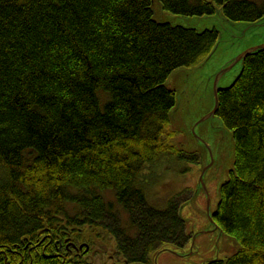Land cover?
I'll return each instance as SVG.
<instances>
[{"label":"trees","instance_id":"obj_1","mask_svg":"<svg viewBox=\"0 0 264 264\" xmlns=\"http://www.w3.org/2000/svg\"><path fill=\"white\" fill-rule=\"evenodd\" d=\"M156 3L264 17V0H0V264H87L71 247L86 229L126 263L190 240L188 189L156 208L146 187L160 166L199 160L175 141L166 80L209 58L220 32L159 20ZM218 97L235 157L212 222L240 247L205 264H264V49Z\"/></svg>","mask_w":264,"mask_h":264},{"label":"rangeland","instance_id":"obj_2","mask_svg":"<svg viewBox=\"0 0 264 264\" xmlns=\"http://www.w3.org/2000/svg\"><path fill=\"white\" fill-rule=\"evenodd\" d=\"M158 4L155 17L159 20L199 29L216 27L220 32L209 58L189 67L175 69L166 80V86L177 92L171 125L178 131L175 141L188 153L198 154L199 160L160 166L146 187L148 201L156 208H166L171 198L188 189L187 194H183L184 199L188 200L183 203L181 214L191 238L184 246L165 244L152 254L153 264H205L213 259L228 258L239 249L240 244L236 237L221 230L210 219L219 202V186L228 178L234 163L232 131L217 115L201 119L214 107L217 77L218 86L229 85L239 73L241 63L224 70L245 49L264 43V19L256 24L232 22L226 19L221 10L211 16H184L164 10ZM207 166L203 175L206 191L200 184V176ZM108 196L113 199L111 193ZM121 215L125 219L127 212L122 210ZM124 222L127 226V221ZM97 233L100 234L97 230H83L85 240L80 239L78 243H86V254L84 251L81 254L87 264H142L126 263L117 254L115 241L105 232H101V236ZM87 245L90 248L88 252Z\"/></svg>","mask_w":264,"mask_h":264},{"label":"water","instance_id":"obj_3","mask_svg":"<svg viewBox=\"0 0 264 264\" xmlns=\"http://www.w3.org/2000/svg\"><path fill=\"white\" fill-rule=\"evenodd\" d=\"M263 19H264V17H263L261 20H259V21H257V22L250 23V24H256V23H259V22L262 21ZM262 49H264V43H261V44H259V45L252 46V47H249V48L245 49L241 54H239V56H238L237 58H235V59L232 61V64H231L228 68H226L224 71L230 69L231 67H233V66H234L235 64H237L238 62H240V63H241L240 65L242 66L243 61L245 60V58H246L250 53H252V52H254V51H257V50H262ZM240 69H241V67H240ZM222 88H223V87L218 86V77H217V79H216V81H215V90H214V95H215V103H214V107H213L212 111H211L208 115H206L205 117H203V118L201 119V121H202V120H205L206 118H209V117H211V116H213V115H216V113H217V109H218V103H219V97H218V94H219V91H220ZM207 168H208V166L204 169V171L202 172V174H201V176H200V184L202 183L205 189H206V185L203 183V175L205 174ZM206 191H207V189H206ZM208 201H209V199H208ZM209 205H210V203H209ZM209 211H210V209H209ZM210 219H211V221H213V220H212V215H211V214H210ZM84 245H85V244H82V245L80 246V248H83ZM88 249H89V245H87V249H86V251H87ZM104 249H107V247L104 246Z\"/></svg>","mask_w":264,"mask_h":264},{"label":"flooded vegetation","instance_id":"obj_4","mask_svg":"<svg viewBox=\"0 0 264 264\" xmlns=\"http://www.w3.org/2000/svg\"><path fill=\"white\" fill-rule=\"evenodd\" d=\"M74 245H71V247H72V249H73V251L75 252V254L76 255H81V251H84V247L83 248H80V245L82 244V243H80V244H77V243H74V242H72ZM86 246V245H85ZM90 250V248L87 250V252Z\"/></svg>","mask_w":264,"mask_h":264}]
</instances>
